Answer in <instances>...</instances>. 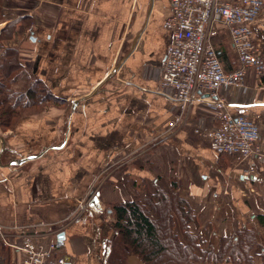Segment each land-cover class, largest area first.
Masks as SVG:
<instances>
[{
  "label": "crops",
  "instance_id": "crops-1",
  "mask_svg": "<svg viewBox=\"0 0 264 264\" xmlns=\"http://www.w3.org/2000/svg\"><path fill=\"white\" fill-rule=\"evenodd\" d=\"M170 6L171 0H0V33L16 22L1 45L17 48L29 76L66 101L0 128L4 264H22L18 248L26 236L55 245L69 264H108L116 236L111 207L143 201L155 184L189 201L193 231L220 238L250 226L264 249V162L213 153L195 133L218 126L207 105L182 114L130 85L157 87L171 42L163 28ZM262 36L255 35L261 44ZM218 42L236 58L225 31ZM221 96L264 138V86L253 69L241 89ZM84 97L72 113L71 104ZM127 264L140 262L129 256Z\"/></svg>",
  "mask_w": 264,
  "mask_h": 264
},
{
  "label": "built area",
  "instance_id": "built-area-1",
  "mask_svg": "<svg viewBox=\"0 0 264 264\" xmlns=\"http://www.w3.org/2000/svg\"><path fill=\"white\" fill-rule=\"evenodd\" d=\"M171 14L163 23L171 37L154 90L131 86L162 98L182 114L196 103L217 113L218 126L195 133L208 141L219 156L245 162H264V138L245 114L233 115L221 96L224 89H241L247 71L264 74V51L257 45L256 25L264 0H171ZM225 31L236 56L237 68L223 69L214 40ZM174 123L169 128H174ZM247 172L252 173V169ZM22 264H66L56 246H44L26 236L18 248Z\"/></svg>",
  "mask_w": 264,
  "mask_h": 264
},
{
  "label": "trees",
  "instance_id": "trees-1",
  "mask_svg": "<svg viewBox=\"0 0 264 264\" xmlns=\"http://www.w3.org/2000/svg\"><path fill=\"white\" fill-rule=\"evenodd\" d=\"M264 14V10L259 19ZM258 19V20H259ZM16 22L0 33V128L12 129L16 119L33 109L48 105L64 107L66 101L50 94L38 79H32L19 61L17 48H4L1 42L14 34ZM264 33V24L260 25ZM221 33L214 40L218 59L225 72L237 68L224 50L218 49ZM264 86V74L259 77ZM113 228L116 232L107 257L108 264H127L134 256L140 264H264V250L258 245L252 228L244 226L231 236L206 241L202 235L192 234L197 224L190 203L178 192L164 191L159 184L147 192L143 201L115 204ZM263 222V219H258ZM216 238V239H215ZM4 247L0 243V264H4Z\"/></svg>",
  "mask_w": 264,
  "mask_h": 264
},
{
  "label": "rangeland",
  "instance_id": "rangeland-1",
  "mask_svg": "<svg viewBox=\"0 0 264 264\" xmlns=\"http://www.w3.org/2000/svg\"><path fill=\"white\" fill-rule=\"evenodd\" d=\"M264 24V14L262 15V17L258 20V22H257V25H256V35L258 34V35H261L262 36V34H261V27H260V25H263ZM261 31V32H260ZM263 33V32H262ZM264 34V33H263ZM263 40V42H264V36H262V39H261V41ZM257 41V40H256ZM261 43L260 42H258L257 41V45L264 51V43H262L261 45H260ZM229 49H230V47H229ZM232 53V52H231ZM231 58L233 59V55L231 54ZM39 110V109H38ZM38 110H36V109H33L32 111H29V112H25V115H28V114H33V113H36V112H38ZM250 227V226H249ZM250 228H252V227H250ZM194 230V229H193ZM192 229H191V233L192 234H198V235H202L203 237H204V239H206V241H209V238L206 236V235H204L202 232H197V231H193ZM193 231V232H192ZM214 231V230H213ZM197 232V233H196ZM205 236H206V238H205ZM211 236V235H210ZM217 238V237H216ZM215 238V239H216ZM0 242H2V241H0ZM4 242V241H3ZM3 247H4V245H2ZM264 250V249H263ZM3 253H4V250H3ZM4 256V255H3Z\"/></svg>",
  "mask_w": 264,
  "mask_h": 264
},
{
  "label": "water",
  "instance_id": "water-1",
  "mask_svg": "<svg viewBox=\"0 0 264 264\" xmlns=\"http://www.w3.org/2000/svg\"><path fill=\"white\" fill-rule=\"evenodd\" d=\"M115 72H116V70L113 71V72L111 73V76H114ZM94 92H96V91H94ZM86 100H87V97H84L83 99L78 100V101H74V102L71 104V112H72V113L74 112L75 108L77 107V105L79 104L80 101H83V102H84V101H86ZM3 149H4V146H2L1 152L3 151ZM33 158H34V157H33ZM33 158L25 159V160H22V161H15L13 164H14V165H20V164H22L24 161H26V160H30V159H33ZM66 264H69V263L67 262Z\"/></svg>",
  "mask_w": 264,
  "mask_h": 264
}]
</instances>
